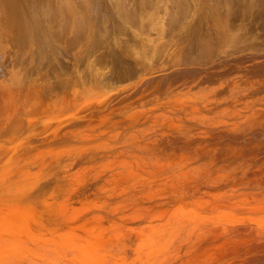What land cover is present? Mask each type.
Masks as SVG:
<instances>
[{
	"label": "bare ground",
	"instance_id": "obj_1",
	"mask_svg": "<svg viewBox=\"0 0 264 264\" xmlns=\"http://www.w3.org/2000/svg\"><path fill=\"white\" fill-rule=\"evenodd\" d=\"M98 1L100 2L101 0H0V129L4 132L0 139L9 136V143H11V141L14 139L17 140L24 133V127H27L33 121L34 117L46 114L45 110L48 111V100L52 102L50 114L53 116L56 112V106L57 104H59L60 98L63 96H67L74 103V105L86 100L89 101L91 105L101 98L106 97V89L115 88L116 83L119 82L115 80L116 78H118V80L121 77L122 79L124 77L130 78L140 71H144L146 68H152L155 59H157L161 55L165 44H167V41H169V43L171 42L173 47L179 48L178 50L174 49L173 52H183L184 54L187 53V55L189 54V52H191V55L188 56V58L192 57V55L209 57L214 53H219V58L215 60L218 61L219 59L224 60V57H233V55L235 56L236 54L240 56L239 53H242L243 51L242 45L246 42L245 40L251 37L258 39L261 33L264 34V0H103L105 2L104 5H107L106 7L103 6V2L101 1L102 6H99L102 9L98 7ZM103 7L104 9L107 8L109 12L105 13ZM248 21L250 22L248 24L249 26L246 25ZM256 23V26L259 25L260 28L257 30L259 32L255 31L254 34V31H251V33L250 30L255 26ZM208 36H210V39L208 38ZM184 54L183 56H185ZM96 55H100V62L98 60L99 63L95 61ZM187 55L186 59H188ZM183 56L182 58L184 59ZM213 56L214 55H212L211 57ZM81 60L83 61V64H81L82 62L79 63V61ZM96 62L97 65L95 64ZM70 63H72L74 68L71 67V69H69L68 71V74L70 73V70H72V68L75 69L76 67H79V70L76 69L77 72L73 71L75 72L74 76L72 75V77L67 79L65 75L68 76V74H65V72L67 73L66 69L70 66ZM260 63L261 64L254 70L260 71L262 74H264V59ZM79 64H81V66ZM101 67H106L105 72L107 74V67L110 68V74L106 75V73H104V76V68L101 69ZM99 68L103 70V72ZM42 70L44 71L42 72ZM62 70H64L65 72H60ZM99 70L101 71V74L104 76V78H102L103 76L99 73ZM191 70L189 71V73L193 71ZM40 71L43 75V78L45 77L43 73L46 71V80L39 78L40 75L38 76V74H41L39 73ZM213 71L214 69L211 73H213ZM217 72L218 71L216 70V74L215 72L214 74H219ZM176 73L174 72V74ZM142 74L143 72L141 73V75ZM171 75L169 74V76ZM97 76L102 79L97 80ZM134 78H132V83ZM139 78L141 77L139 76ZM113 80H115L116 83H114ZM101 82L104 83V85H107L104 86V88L103 86L99 87V84ZM112 82L113 85L115 84V87L111 84ZM234 82H232L234 84L233 86H235ZM122 84L123 81L122 83H120L121 87ZM143 85L144 83L142 84V86ZM238 86L234 88L241 91V87ZM199 87L201 88V86ZM204 87H202L201 89L204 90ZM117 88L119 89L120 87L117 86ZM200 88L198 90H200ZM209 89L212 88L209 87ZM211 92L213 93L212 90ZM214 92L215 93L213 95L219 93L216 92V90ZM209 94H207V96ZM242 99V97L239 98V100ZM43 102L44 104L42 105ZM222 113L220 114L219 112V115L216 113V118L214 117L215 114L212 115L215 122L217 120L221 123H228L230 122L229 120L234 118L231 117L230 114ZM256 113L257 115L254 116V118H257L256 123L257 121L264 122V114H260L258 111L254 114ZM140 114L141 110L139 111L132 109V111H129L122 115L121 122L125 124L124 127H130V129H132L135 125L140 123ZM152 116H154V120L158 125H160V128L162 130L167 126L176 128L173 123L174 118H170L173 116H155V114ZM186 117H182L185 119L182 120L183 122H179V128H183L182 131L184 132L187 129L186 133L189 132L190 134V131H193V129H195L196 131L197 127L206 129L209 128V125L207 126V123L209 121L211 122V120L212 124L214 123L213 119H211L210 117L207 118L208 120L206 119V122H204V119L202 117H200L199 119H196V116L191 115L189 117ZM178 118L175 117L176 120H180L181 117L178 116ZM48 124L49 123L45 124L44 120H42L38 123V126H46ZM242 126L243 124L241 125V127ZM233 128L234 127H232V129ZM140 131L141 129L139 130V132ZM182 131H180L179 129V134L183 135ZM143 133L144 132H142V134ZM126 134L124 137L127 139ZM146 134L148 133L146 132ZM139 135H141V132ZM189 135L187 136L189 137ZM77 137H73L71 139H59V141L53 144L43 145L42 153L37 156V159H34L32 157V159L34 160H27L23 164L27 165L25 170L19 171L23 175L28 172L29 168L33 169L35 166H38V168H42V176H40V178H38L34 182L33 186L36 185L34 190H30L33 200L27 201L26 203H21L18 213H16L17 211H15L14 213L8 212L7 214H11L10 216L6 214L0 215V233L2 231V237L6 235L8 238L7 233H11L12 230H15L16 232L17 228L20 227L21 221H24L26 228H31L34 232L37 233L41 229H43L41 228L42 225H46L45 227L47 228L49 216H53V219L55 220L54 223L56 224V226H51L54 231H63H59L58 234L54 235L53 239L55 241L52 238L49 239L50 241L42 239V242L40 243L42 246L36 245L37 242L35 241V237L33 238V236L30 235L29 237H27V234L19 232L18 234L19 238L22 240V244H19L21 243V241L15 239V243L13 245L15 248L17 247V250L13 246H11L14 241L10 242V244L12 243L11 245H8V242H1L0 264H11L14 261L16 262L15 259H18L16 258L18 255H21L19 257L20 263H18L19 261L16 262L18 264H50V261L53 260L49 257L53 255H60L59 257H61V260L59 257H55L57 260H60V264H72L68 261V258L74 253V249L77 251L75 252V255L71 256V258L75 259L77 258V255L82 254L83 256L81 257V260H83L87 264H140L145 260L146 256L156 258L157 262L155 264H182V261L185 264H229V260L235 257L237 253V248L235 245H230L226 248H217L218 246H216V242L221 241V239L225 237L222 233L209 234L203 232L200 235V238L203 240H207L208 242L204 247L197 246L195 248H198L200 251H212L209 256L182 257L184 253L188 252L191 255L194 253V251H185V249L180 250L178 248L179 245L176 244L178 245V247H176L181 251V254L177 251L179 253L178 257L174 258L175 256H177L176 252H174L175 255L173 257V251L168 247L167 253L162 254L159 258H157L156 253L158 252L159 248H161L160 243H163L164 247V244H167L170 240L173 239L172 235H176V232L180 231L178 229L179 222H177V220H173L169 222L164 229L150 233V241L148 243H141L139 245L137 250L142 252V254L135 260L132 259L126 262L120 261L118 259L119 256H117L116 254L115 244L119 243L120 240L123 239L122 233L118 231L112 232V227L110 226L104 228L107 235L104 240H100L97 236L100 234H93V227L92 230H88L86 228L87 225L91 224L98 225L101 223L102 226V223L105 222V225H107V221H104L105 218L114 217L113 213H106L108 211L105 209L109 208V206H106L107 204H104L102 206H92V208L83 212H81L78 206H81L82 195H86L87 197L89 196V198H92L90 200V202H93L92 205H99L97 203L101 204L105 201V199H110L111 195L115 193H118L121 196L124 195L123 198L125 201L129 203L132 202L131 195L133 194H130V192L133 185L132 182L134 181H132L131 179L136 177L137 175L132 173L130 171L131 169L128 168V166V170H126L124 169V167H115L114 165L110 166L111 164H98V166L100 167L99 170L102 171V175L108 176L110 173L116 175L115 190H111L110 194H106L103 185L99 187V182L97 180L96 182L94 180H78L79 178H76L73 175L63 174L61 169L55 168L53 166V163L56 159L64 157L66 154L71 153L70 151L72 147L76 145V143L89 141V139L83 140L80 136ZM124 137L121 139L119 138L118 140H121L122 142V139H124ZM134 137L135 136H133V138ZM26 139H28V137H26V135H22L18 140V144L22 143ZM115 139L117 140V138H113V141ZM227 139L228 138H226L225 140ZM230 139L231 138H229V140ZM237 139L239 140V142H236V144L233 143L230 148L219 149V153L217 156V150L214 151L211 155V158L208 156V158H206V154L203 156V152L201 150L200 153L202 154H200L198 158L204 159V161H201L193 167H190V171H188L189 168H187L186 172H179L178 167H174L173 165H164L163 162L155 164L157 162L156 159L154 165H152V168L150 167L151 170L145 174L146 176H149L152 170L160 172L165 167L166 171H168L169 174L174 170L178 171L179 177H181V179H185V182L190 183L194 188H197L198 190H203V192L207 189L216 190L217 188H223L228 184V182H230L232 185L237 183V187H240L241 193L251 195L252 193L256 192L257 187L259 188L260 185L257 181L253 182L254 179L252 181L247 180L244 173H247L249 171L254 173H262L264 172V165L260 170V166H258L255 162V151L250 148V144L251 142L254 143V147L256 148L257 153L262 152L260 155V160L264 163V141H252L250 139L242 137H237ZM127 141L124 140V142ZM0 143V156L7 155V151H9V149L18 150L19 148L18 145L8 147L9 143L7 141H4V143L0 141ZM133 143L134 142L130 143V145ZM118 145L121 146L120 142L116 144V146ZM127 146L122 147L127 148ZM141 146L144 147V145ZM117 148L119 149V147ZM129 148H131V146H129ZM92 149H89V151H91ZM136 149H134V151ZM140 149L141 148L137 150ZM216 149L218 148L216 147ZM26 151L27 153L31 152L30 150ZM94 153V151H91L90 155L93 156L95 155ZM131 153L134 152L131 151ZM243 153L249 156V159L244 158L245 160H239L243 157ZM186 154L188 156V154L190 153L187 152ZM186 154L184 156H186ZM18 155L19 154L17 153L13 155V159ZM76 156L77 157L74 158L77 161L75 165L89 164L87 162V153H83L81 157L78 155ZM145 158H147V156ZM188 158L190 157L188 156ZM233 160L239 161L231 162ZM250 160H253L252 163L254 164L248 162ZM107 161L110 162L109 160ZM107 161L105 163H107ZM10 162L11 161H9L8 163ZM207 162H209L208 165ZM219 163L224 164L220 165ZM226 165L227 169L224 168V166ZM242 165L247 168L246 172L241 167ZM183 167L184 166H182L181 168ZM199 170L200 173L198 174L197 172H199ZM2 171H5L10 175H7V177L4 176L2 177V179H0L1 187L4 184L3 182H1V180L7 178L8 183L6 184H10L12 181V175L16 174V170H7L5 166L3 167L2 165H0V172ZM138 171L139 170H137V173ZM234 173H239V175H232ZM212 176L213 178H215L211 179ZM209 179L211 180L209 181ZM163 180L164 179L162 177L161 180L159 179V181L157 180V182L159 183ZM15 182H19V180H15ZM73 182H76L77 189L74 190L73 188H71V190H69V188L71 187L70 184ZM135 182L140 183L141 178L136 179ZM224 182L225 185L222 186V183ZM261 189L264 191V186ZM159 191L160 189H158L156 193H160ZM226 194L227 193H225L224 196H226ZM220 197L222 196H219V198ZM127 198L131 199L128 200ZM140 198H142V196H140ZM212 198L213 197L211 196L210 199ZM171 199L173 200V202H176L178 200L177 198L174 199V197H172ZM255 201L256 200H253V202ZM161 202L164 201H161L159 199L158 203L160 204ZM222 203L224 202L222 201L221 204ZM229 204H233L234 206L223 207L225 210L223 211V213L219 214V216L222 218V221L223 219L224 221L226 219L227 221L231 220L229 222L232 223H250L247 217L239 216L240 214H236V211L234 210L237 206L236 201L233 203L232 201H230ZM134 208L135 207H133V209ZM218 208H221V206ZM194 209V212L197 215L199 211H197V208ZM244 209H249L250 211V213L246 214L256 216L258 215V210L260 209V207H255L253 205H250L249 203L247 206L242 205V209L238 210H242V213H245L243 212ZM55 210H61V214L56 216ZM152 211H155V213L158 212L157 209ZM177 213L179 214V216L185 214L181 213L180 210H178ZM88 215L90 217L86 219L84 223H81V220H83V218ZM7 216L10 219L16 217L18 220L15 221L11 227L6 226L5 229H3L4 227L1 228V226H3L4 223L1 217L4 218ZM125 216H127L128 218V215ZM215 217L217 216H213L214 219ZM220 217L217 218L221 220ZM217 218L215 220H217ZM254 219L255 218H253V221ZM260 222L264 223V220ZM54 223L51 222V224ZM219 223L224 222L219 221ZM182 227L184 226L182 225ZM52 232V229L48 231L49 234H53ZM18 234L15 233L13 234V236H17ZM13 236L12 239L14 238ZM71 239H73V241H71ZM61 240L68 241L66 245L70 246L61 248ZM3 243L7 244L6 247L8 246L9 248L6 249L9 250V252L11 248H14L16 250V252H13L14 249H11V252H13L12 256H14V253L17 254L15 255L16 257L14 258L13 262V257L10 259L11 252H8V259H3V257L5 256L8 257V253L5 252L7 251L5 250V244ZM17 244L18 246H15ZM21 247H23L24 249L22 250ZM165 248L167 247L165 246ZM39 250L41 254L39 253ZM43 250H51L52 253H49L51 256L47 257V255H45V257L43 255ZM29 251H32V254H29ZM22 257H24V259H22ZM161 257L163 258L160 260ZM170 257L172 258L170 259ZM25 258H27V260ZM57 260L56 262H58ZM47 261L48 263H46Z\"/></svg>",
	"mask_w": 264,
	"mask_h": 264
},
{
	"label": "rangeland",
	"instance_id": "obj_2",
	"mask_svg": "<svg viewBox=\"0 0 264 264\" xmlns=\"http://www.w3.org/2000/svg\"><path fill=\"white\" fill-rule=\"evenodd\" d=\"M101 1L103 2V6L106 7L107 4L104 5L105 2L103 0ZM101 1L97 2L98 7H100L99 5L102 4ZM107 8L104 9L103 7L105 13L109 12ZM249 23L250 22L248 21L246 25L249 26L248 25ZM256 25L257 23L250 30V32L254 31L255 34V31H257L260 28L259 25L258 26ZM208 38L210 39V36H208ZM253 38L254 37H251L245 40L246 42L242 45L243 51L242 53H239L240 56L236 54L235 56L233 55V57L232 56L224 57V60L219 59L218 61L215 60L219 58L218 56L220 55L219 53L212 54L215 57L214 56L211 57L212 55L209 57H200V56L192 55V57L188 58V56L191 55V52H189L188 55L187 53L184 54L183 52L180 53L173 52L174 49L178 50L179 48H175L172 46L171 42L169 43V41L167 42L165 41L167 44H165V47L161 55L157 59H155L153 66L151 65L152 68L151 67L146 68L145 69L146 71L145 70L140 71L139 73H137L138 75L136 74L130 78L124 77L122 79L121 77L119 80L118 78H116L115 80L117 82L119 81L118 83H116V81L113 80V82L116 83V85L114 84L116 87L113 85L112 82L111 84L115 88L106 89L107 96L101 98L100 100L94 102L93 104L90 105L89 101L86 100L74 105V103L67 96H63L60 98L59 104H57L56 106V112L52 116L50 114V108L52 102L48 100V111L45 110L46 114L34 117L33 121L27 127H24V133L22 135H26L28 139L24 140L22 143L19 144H18V140L22 135L17 140L15 139L12 140L11 143H9L8 141L9 136L0 139L2 143H4V141H7L9 143L8 147H12L14 145L19 146L18 150L9 149V151H7L8 152L7 155L0 156V160H1L0 165H2L3 167L5 166L7 170H11V169L16 170V174L12 175V181L10 184H6L8 183L7 178L1 180V182H3L4 184L2 185V187L0 186V215L6 214L10 216L11 214H7V213L8 212L14 213L15 211H17L16 213H18L20 210L21 203H26L27 201L33 200L30 190H34L36 186V185L33 186L34 182L38 178H40V176H42V168L40 167L38 168V166H35L33 169L29 168L28 172L25 175L21 174L19 171L26 169L27 165H23V164L27 160L31 161L34 160L35 158L37 159V156H39L42 153L43 145L53 144L59 141V139H71L73 137L80 136L83 140L89 139V141L76 143V145L72 147L70 151L71 153L66 154L64 157H60L56 159L55 162L53 163V166L55 168L61 169L63 174L73 175L76 178H79L78 180H82V179H85L87 181L94 180L95 182L97 180L99 182V187L103 185L106 194H110L111 190H115L116 175L113 173H110L108 176L102 175V171L99 170L100 167L98 166V164H105V165L111 164L110 166L112 165H114L115 167L120 166V167H124V169L126 170L130 168L131 170L130 169L129 170L137 175L136 177L131 179L132 181H134L132 182L133 185L130 192V194H133L131 195L132 202L129 203L125 201L123 198L124 195L121 196L118 193H115L111 195L110 199H105L104 201L105 203L102 202L101 204L97 203L99 205H92L93 202H90L92 198H89V196L87 197L86 195H82L81 206L80 205L78 206L81 212L87 211L88 209L92 208V206H102L104 204H107L106 206H109V208L105 209L108 211L106 213L107 214L113 213L114 217L112 218L108 217L109 220L108 218H105L104 221H107V225H105L106 224L105 222L102 223V226L100 223L98 224L99 226L91 224L85 227L88 230H92L93 227L94 229L92 230L93 234L95 235L97 233L100 234L97 235L100 240H104L107 235L104 228L110 226L112 227V232L118 231L122 233L123 239H121L119 243L115 244L116 254L117 256H119L118 259L120 261L126 262L132 259L135 260L138 256L142 254V252L137 250L139 245L141 243H148L150 241V237H151L150 233L154 231L155 232L160 231L164 229L169 222L173 220H177V222H179L178 229L180 231H177L176 235L175 234L172 235L173 239L170 240L167 244H164V247H163V243H160L161 248H159L158 252L156 253L157 258H159L160 255L162 254H166L168 247L170 250L173 251V255H172L173 257L175 255L174 252H176L177 256H175L174 258L178 257L179 255L178 252H180L181 254L180 251L181 249H185V251L187 250L194 251V253L191 255L188 252H186L182 255V257L209 256V254L212 251L209 252L200 251L198 248H195L197 246L204 247L208 242L207 240L201 239L200 235L203 232L209 234L222 233L223 236L225 237H223L221 241L216 242V246H218L217 248H226L230 245H235L237 248L236 249L237 253L235 257L229 260V264H264V223L260 222L264 220V191L261 189L264 186V172L254 173L249 171L247 173H244L247 180L252 181L254 179L253 182L257 181L258 184L260 185L259 188L257 187L256 192L252 193L251 195H246L245 193H241L240 187H237L238 184L236 183L232 185L230 182H228L227 185H225V182L222 183V186L225 185V187L223 188H217L216 190L207 189L203 192V190L201 191L198 190L197 188H194L190 183L185 182L186 181L185 179L183 180L181 179V177H179V172L184 173L186 172L187 168H189L188 171H190V167H193L199 162L204 161V159L198 158V156L202 154L200 153L201 150L203 152L202 154L203 156L206 154V158L208 157L211 158L212 157L211 155L214 151L217 150L216 151L217 152L216 156H217L219 153L218 152L219 149L230 148L233 145V143L235 144L236 142L238 143L239 140L237 139V137L250 139L252 141L254 140L264 141V122L257 121L256 123L257 118L256 117L254 118V116L257 115V113L256 114L254 113L257 111L260 114H264V74H262L260 71L254 70L256 69L257 66L261 64L260 62L264 59V34L261 33L258 39L257 38L253 39ZM183 54L185 56H183ZM186 55L188 59H186ZM182 56L184 57L185 60L182 58ZM95 57H96L95 61L98 62L99 60L100 62V55H96ZM208 58L209 60L211 58L212 59L209 61ZM97 62L95 63L96 65ZM79 63L83 64V61L81 60L79 61ZM81 64L79 65L81 66ZM71 65L72 63H70V66L67 67L66 69L67 73L64 70L60 72H65V74H68L69 69L73 67V65L72 66ZM73 68L72 70H70L68 76L65 75L67 79L72 77V75L74 76L75 72L73 71L77 72V70H79V67H76L75 69ZM103 68L101 67V69ZM107 69H108L107 70L108 74H110V70H109L110 68L107 67ZM213 69L214 71L213 73H211ZM190 70L192 72L189 73ZM216 70L218 71L217 73H219L217 75H215ZM43 71L44 70H42V72ZM101 71L103 72V70ZM101 71L99 72L100 74ZM105 71H106V67L104 68L103 74L106 73ZM142 72L143 74L141 75ZM174 72L175 73L178 72V73L174 74ZM39 73H41V71ZM43 74L45 76L44 78L42 73L38 74V76L40 75L39 76L40 79L46 80L47 78L46 71ZM108 74L106 73V75ZM169 74L170 75L173 74V75L169 76ZM99 76H97L98 77L97 80L104 78L105 74L104 76L102 75L103 76L102 78H99ZM139 76L141 78H139ZM132 78L135 79V81L133 79V83H132ZM122 81L123 84L121 87L120 83H122ZM232 82L235 83V86H233L234 84ZM143 83L145 86L144 85L142 86ZM100 84L99 87L103 86V88L104 86L107 85V84L104 85V83L102 82ZM206 84L212 89H209V87ZM236 85L238 87H241L240 90L244 92H241L238 89L234 88L237 87ZM117 86L120 88L118 89ZM197 86L198 87L201 86V88L207 86L204 87L205 89L207 88L206 89L207 91L204 89L206 91L205 92L200 87H199L200 90H198L199 88ZM211 90L213 91V93L211 92ZM215 90L216 92H219L215 94L216 96L213 95L215 93L214 92ZM207 94L211 96L209 95L207 96ZM240 97H242L243 99L239 100ZM43 104L44 102L42 103V105ZM132 109L139 111L141 110V114L139 115L141 121L140 123L135 125L132 129H130V127L129 128L124 127L125 124L121 122V117L125 113L132 111ZM219 112L220 114L222 112L226 114H230L231 117H234L231 119L233 122L231 120H229L230 122L228 123L227 122L221 123L217 120L215 122L214 117L216 118V113L219 115ZM154 114L155 116H159V115L169 116V117L173 116L170 117L172 119L173 118L175 119V117L178 118V116L181 118L180 120H178L179 118L177 120L173 119V123L176 126V128L172 126H167L165 129L162 130L160 128V125H158L157 122L154 120V116H152ZM213 114H215L214 117L212 116ZM190 115L196 116L195 117L196 119L202 117L204 119V122H206V119L210 117L211 119H213L214 123L212 124V120H211V122L209 121L207 123V126L209 125L208 126L209 128L206 129L202 127L199 128L197 127L196 131L195 129H193V131L195 132L190 131L191 132L190 134L187 131L188 133H186L187 129L184 132L182 131L183 128H179L180 125L179 122L180 121L183 122L182 120L185 119L182 117H186V116L189 117ZM42 120H44L45 124L46 123L49 124L46 126H38V123L41 122ZM240 124L241 125L243 124V126L241 127ZM232 127L234 128L232 129ZM137 129L139 130L141 129L140 131L141 135H139L140 132ZM152 129L155 131H153ZM179 129L180 131L183 132L182 133L183 135L179 134ZM131 130H133L135 134ZM142 132H144L143 134L145 135H143ZM146 132L148 134H146ZM3 134H4L3 130L0 129V137ZM125 134L127 139L124 137ZM130 134H132L137 138L134 137L135 138L134 139L133 136ZM187 135H189V137ZM177 136L180 137L178 138ZM123 137L124 139H122V142L121 140L120 141L118 140L119 138L121 139ZM113 138H117V140L115 139L116 141L115 140L113 141ZM226 138H228L227 139L228 141L225 140ZM229 138H231L230 140L232 142L229 140ZM124 140L125 141L128 140L129 142L128 141L124 142ZM119 142L121 146L119 145L116 146V144ZM132 142L134 143L130 145V143ZM220 142L222 145L220 144ZM127 145L131 146V148H129V146ZM141 145H144V147H142ZM122 146H127V148ZM117 147H119V149ZM216 147L218 149H216ZM136 148L137 149L141 148V149L137 150ZM250 148L255 151L254 152L256 154L255 162L257 163L258 166H260V170H261V167L264 165V163L260 160V155L262 152L257 153L256 148L254 147V143L252 142L250 144ZM89 149H92L91 151H94L95 155L91 156L90 155L91 151H89ZM134 149H136L135 150L136 152L134 151ZM26 150H30L31 152L27 153ZM131 151L134 153H131ZM187 152L190 153L188 154V156L191 159L188 158L186 154ZM16 153L19 155L13 159V155H15ZM83 153L85 154L87 153V162L89 164L75 165L77 161L74 158L77 157L76 155L81 157ZM185 154L186 156H184ZM242 155L243 157L240 158L239 160H245L244 158L249 159V156H247L245 153H243ZM146 156L148 159L145 158ZM32 157L34 159H32ZM156 159L157 162L155 164L163 162L164 165H173L174 167L179 168L178 170L179 172L174 170L169 174L164 167V169H162L160 172L152 170L150 175L146 176L145 173L151 170L152 165H154ZM107 160H109L110 162H108ZM239 160H233L231 162H237ZM9 161L11 162L8 163ZM106 161L107 163H105ZM145 161L147 164L145 163ZM248 162L252 163L253 160H250ZM208 164L209 162H207V165ZM219 164L223 165L224 163L223 164L219 163ZM182 166L184 167L181 168ZM243 166L244 165H242L241 167L246 172L247 168ZM224 168L227 169V165L224 166ZM137 170H139L138 173ZM197 173L199 174L200 170ZM7 175L10 174L5 171L0 172V179H2V177L4 176L7 177ZM232 175L236 176L239 175V173H234ZM162 177L164 180L158 183L157 180L158 181L159 179L161 180ZM140 178H141L140 183L135 182L136 179H140ZM214 178L212 176L211 179ZM211 179H209V181ZM15 180L16 181L19 180V182H15ZM70 185L71 187L69 188V190H71V188H73L74 190L77 189L76 182H73ZM158 189H160L159 191L160 193H156ZM212 192H214L215 194ZM225 193H227L226 196H224ZM140 196H142V198H140ZM211 196L213 197L212 199H210ZM219 196L222 197L219 198ZM172 197H174V199L177 198L178 200L176 202H173V200L171 199ZM159 199L164 202H161L159 204L158 203ZM253 200L256 201L253 202ZM222 201L224 203L221 204ZM228 201L229 202L232 201V203L236 201L237 209L234 207L236 214L237 215L240 214L239 216L247 217L250 223L247 222L243 224H240L241 222L232 223L229 222L231 220L227 221L226 219H225L226 222L224 221V219L222 221V218L219 216V214L223 213V211L225 210L223 207L234 206L233 204L230 205ZM249 203L250 205H253L255 207L257 206L260 207V209L258 210V215L253 216L250 214H246V213H250L249 209H244L243 212L245 213H242V210L240 211L238 210V209H242V205L247 206ZM218 205H220L221 208H218L220 207ZM133 207L135 208L133 209ZM194 208H197V211H199L197 215L194 212L195 211ZM155 209H157L158 212L155 213V211H152ZM178 210H180L181 213H185V214L179 216V214L177 213ZM59 214H61V210H55V215L58 216ZM125 215H128V218ZM8 216L4 218L1 217L4 223L3 226H1V228L4 227L3 229H5L6 226L11 227L13 223L18 220L16 217L10 219ZM213 216H217L218 218L220 217L221 220L215 217V219L217 218L218 220L217 221L213 218ZM89 217L90 216L88 215L85 218H83V220H81V223H84L86 219H88ZM253 218H255L254 221ZM54 221L55 220L53 219V216H49L47 228L45 227L46 225H42L41 228L43 229H41L37 233L34 232L31 228H26L24 221L23 222L21 221L20 227L17 228L16 232L15 230H12L11 233H7L8 238L6 235L2 237V231H1L0 244L1 242H6V243L8 242V245H11L12 243L10 244V242L14 241L13 244L11 245L13 246L15 243V239L21 241V243L19 244H22V240L19 238L18 233L23 232L24 234H27V237H29V235L33 236V238L35 237V241L37 242L36 245L40 246L42 239L43 240H49L51 238L53 239L55 234H58L59 231L60 232L63 231V230L54 231V229L51 227V226H56ZM219 221L224 223H219ZM51 222H53L54 224H51ZM228 223H232V224H228ZM180 225H181V229H180ZM182 225L184 227H182ZM50 229L53 230L52 232L53 234L48 233ZM12 233L13 234L16 233L18 235L13 236ZM12 236L14 237L13 238L14 240L12 239ZM71 241H73V239H71ZM67 242L68 241L66 240L63 241L61 240V248L70 246V245H66ZM176 244H178L179 247ZM6 245L7 244L4 245L5 250H7L6 248H9L8 246L6 247ZM15 246H18V244ZM165 246L167 248H165ZM11 249L10 252L12 251ZM15 249L13 250V252H16L17 249L16 250ZM21 249L23 250L24 248L21 247ZM43 251H44L43 253L44 256L45 255H47V257L51 256L50 255L52 253L51 250H49L50 252L45 250ZM76 251L77 250L74 249V253L71 256L75 255ZM5 252L8 253L9 250ZM13 252L10 253V259L13 257L12 262L16 257L15 255H17L16 253H14L13 254L14 256H12ZM9 253L7 254L8 257L5 256L3 257V259L5 260L8 259ZM30 253L32 254V251H29V254ZM20 256L18 255L16 257L18 259H15L16 262L19 261L18 263H20L19 260ZM53 256L49 257L50 259L53 260L50 261L51 262L50 264H57L58 262H59L58 264H60V260H61V257H59L60 255L59 256L53 255ZM71 256L68 258V261L71 262L72 264H87L83 260H81V257L83 256L82 254L77 255V258L75 259L71 258ZM55 257L56 258L59 257L60 260H57ZM162 258L163 257H161L160 260ZM171 258L172 257H170V259ZM22 259H24V257H22ZM25 259L27 260V258ZM56 260L58 262H56ZM16 262L14 261L13 263L18 264ZM156 262H157L156 258H151L150 256H146L145 260L140 264H155ZM46 263H48V261ZM182 264L185 263L182 261Z\"/></svg>",
	"mask_w": 264,
	"mask_h": 264
}]
</instances>
